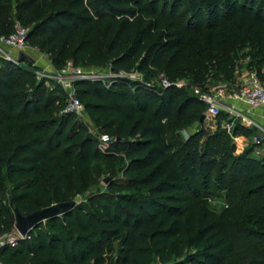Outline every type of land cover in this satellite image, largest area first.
I'll list each match as a JSON object with an SVG mask.
<instances>
[{"label": "trees", "instance_id": "1", "mask_svg": "<svg viewBox=\"0 0 264 264\" xmlns=\"http://www.w3.org/2000/svg\"><path fill=\"white\" fill-rule=\"evenodd\" d=\"M16 22L56 71L108 64L109 72L145 80L74 84L111 139L102 152L64 112L65 98L37 83L23 63L0 59L3 232L13 230L11 201L27 216L75 202L94 186V164L109 174L104 191L42 223L16 248H1L0 263L226 264L234 257L264 264V156L250 157L253 147L222 156L227 134L220 127L204 141L202 131L183 139L179 132L206 106L174 87L186 74L199 89L211 73L232 83L245 57L263 78L264 0H0V37ZM157 76L171 87L152 85ZM241 133L248 136L235 123L232 134ZM215 184L225 191L218 213L199 206L202 190Z\"/></svg>", "mask_w": 264, "mask_h": 264}, {"label": "rangeland", "instance_id": "2", "mask_svg": "<svg viewBox=\"0 0 264 264\" xmlns=\"http://www.w3.org/2000/svg\"><path fill=\"white\" fill-rule=\"evenodd\" d=\"M148 21L149 19H146L145 22L147 23ZM16 24L20 25L17 22ZM27 53L35 57V60L39 61L40 63H37L30 67L27 66V64L25 63L21 65L25 69L31 71L35 75V80L37 83H43L44 87L46 88L48 92L50 91L60 98H65L66 102H67L69 95L77 96L75 89H74V84L76 82L91 80V78L104 81L102 77H105L109 73L110 66L108 64H105L104 66L98 67V68L89 67V68L80 69L79 70L80 74L75 72V70H73L71 66L67 67L63 71H56L51 64L48 55H46L44 52H41L40 50L33 48L28 44ZM244 53H248V51ZM244 53H242V55H244ZM249 61H250L249 57L241 58L238 61L235 78L232 83H225L220 78L215 76L214 73H211L208 85L204 89H199L196 83L190 79L189 74H186L185 77H183L182 79L178 81V83H181L183 85L182 88H180L179 90L185 91L186 95H191L193 97L198 98L197 95L194 93L195 90L205 91L207 87H209L210 90H213L223 85H227L228 90L236 88L238 85L248 80L252 74H254V71H251L248 68ZM131 75L134 76L139 81L145 80L144 76L142 74H138L137 72H133L130 74V76ZM149 81L151 82L152 85L156 86L158 89H161L160 84H159L160 76L152 77L150 78ZM71 114L73 115L74 120L80 123L83 127H85L86 130L91 135L96 137L95 133L101 134L99 128L95 125L93 120L90 118L88 113L85 111L84 107L80 114H74V113H71ZM220 114L222 115L224 114V112H220ZM203 115L205 116L206 113H204ZM226 122H227V118L221 117V118H216V119H210V118H206L205 116L202 122L200 120L199 121L194 120L192 124L183 128V130L179 132V135L183 139H186L188 135H193V134H196L202 131L204 133V138L202 139V141H204L206 137L208 135H212L218 127L222 129V127L225 126ZM241 127L248 131V136H244L247 141L243 145L244 150L253 147L252 148L253 152L251 153L250 157L261 159L264 156V154L261 156H255L254 154L255 147H256V145L254 144V140L257 137L262 138L263 134L255 127H248V128L243 127V126ZM222 130H225V129H222ZM225 132L227 134V142H226V145L223 151L221 152V155L222 156L231 155V154L235 156L240 155L244 150L239 154L237 153V148H239L240 146L235 144V141H234L235 136L232 134V131L228 133L225 130ZM240 136H243V134L241 133ZM232 147H234V151H232ZM261 149L262 147H260V150ZM92 171H93L94 178H95V184L92 187H88L86 191L84 192V194L79 196L75 200L77 204L81 202H85L86 199L90 195H93L94 193L99 192V191H104L105 189L106 184H104V180L109 178V174L106 170V167L101 163L99 164L96 163L94 164ZM224 193L225 191L218 184L212 185L208 190H205L204 188L200 196L201 199L199 200V206L204 207V208L207 207L209 210L215 213L220 212L222 209L226 207ZM43 225H45V222L43 223ZM249 227L246 225L245 226L243 225L241 226V229H245ZM3 230L4 228L0 226V231L2 235L16 233L14 229V224H13V230L11 232H3ZM226 264H243V263L239 262L234 257H231L227 260Z\"/></svg>", "mask_w": 264, "mask_h": 264}, {"label": "built area", "instance_id": "3", "mask_svg": "<svg viewBox=\"0 0 264 264\" xmlns=\"http://www.w3.org/2000/svg\"><path fill=\"white\" fill-rule=\"evenodd\" d=\"M27 35L28 30L21 25L16 24L14 32L8 36L0 37V59L9 61L18 65L17 55L20 51H27ZM70 67V65L68 66ZM80 74V69H73ZM129 76V77H128ZM127 78L131 81H139L134 76L116 75L109 72L105 77H102L104 81L112 78ZM91 80H99L91 78ZM101 81V80H100ZM142 82V81H140ZM160 88L166 90L171 85L162 76H160ZM181 83L174 84L177 89L182 88ZM227 85L217 87L210 90L209 87L205 91L195 90L194 93L198 99L206 106V118L216 119L220 112H224L228 115L230 123H226L222 129H225L228 133L232 131L235 123H238L243 127H255L262 134V138H256L254 144L256 145L254 154L255 156H261L264 154V130L258 126L250 117L251 112H256L264 108V77L259 78L255 74H252L250 78L231 90L227 89ZM83 110V106L79 99L74 95H69L66 102L65 113L80 114ZM98 140V147L100 151L104 152L109 146L111 139L106 134L95 133ZM260 147L262 149L260 150ZM27 236L21 237L17 232L15 234L2 235L0 231V249L4 247L15 248L20 240L26 239Z\"/></svg>", "mask_w": 264, "mask_h": 264}, {"label": "water", "instance_id": "4", "mask_svg": "<svg viewBox=\"0 0 264 264\" xmlns=\"http://www.w3.org/2000/svg\"><path fill=\"white\" fill-rule=\"evenodd\" d=\"M17 62L34 65L35 61L24 51L18 52ZM111 74H116L117 71L111 69ZM205 116H202L200 121L204 120ZM108 179L104 180V184H107ZM77 205L76 202H70L65 204H54L42 210L36 211L30 215L23 216L18 211L15 204L11 201L10 208L14 217V229L21 236L25 237L34 230L36 227L41 225L42 223L49 221L51 219H56L64 216L66 213L71 211Z\"/></svg>", "mask_w": 264, "mask_h": 264}, {"label": "crops", "instance_id": "5", "mask_svg": "<svg viewBox=\"0 0 264 264\" xmlns=\"http://www.w3.org/2000/svg\"><path fill=\"white\" fill-rule=\"evenodd\" d=\"M25 53H27V51ZM27 54L29 55V53H27ZM29 56L35 61V64L40 63L39 61L35 60V57H33L31 55H29ZM249 117L258 126H260L261 128H264V108L263 109H260V110H258L256 112H251L249 114ZM246 128H248V127H246ZM259 138H261V137H259ZM234 141H235V144H237L238 146H240L239 148H237V153L239 154V153H241L244 150L243 145H244L245 142H247L246 141V138L244 137V135L243 136L237 135V136H235Z\"/></svg>", "mask_w": 264, "mask_h": 264}]
</instances>
